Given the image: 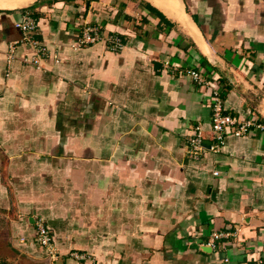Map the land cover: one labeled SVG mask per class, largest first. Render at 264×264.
I'll return each instance as SVG.
<instances>
[{"label": "crops", "instance_id": "obj_1", "mask_svg": "<svg viewBox=\"0 0 264 264\" xmlns=\"http://www.w3.org/2000/svg\"><path fill=\"white\" fill-rule=\"evenodd\" d=\"M88 25L123 48L76 46ZM215 91L264 124V0H0V264H258L264 128L188 153ZM214 230L232 234L212 248Z\"/></svg>", "mask_w": 264, "mask_h": 264}, {"label": "built area", "instance_id": "obj_2", "mask_svg": "<svg viewBox=\"0 0 264 264\" xmlns=\"http://www.w3.org/2000/svg\"><path fill=\"white\" fill-rule=\"evenodd\" d=\"M17 26L22 30V41L28 42L33 47V54L30 57H24L26 63L32 64L38 68H42L44 60L47 57V49L41 44L36 31V19L30 14H24L22 19L17 22ZM101 39H107L108 47L113 51H119L123 48V41L120 37L114 34H105L100 32L97 27L85 26L80 30L76 46L92 44ZM17 41L10 43V56H13ZM188 74L199 83H205V77L201 72L195 69H189ZM213 98V117L211 134L209 137L205 134L201 123H197L192 128V133L188 137V153L193 159H199L207 149L219 151L225 142V135L233 133L235 135L248 134L254 127L264 128V124L258 120V117L251 115L243 118L237 115L226 113L223 109V101L217 91ZM34 240L53 253V234L45 224L43 217H37L35 221ZM232 233L214 230L210 233L207 245L212 248L216 247L219 241L228 237ZM83 258L82 255H77ZM258 264H264V257L260 258Z\"/></svg>", "mask_w": 264, "mask_h": 264}]
</instances>
